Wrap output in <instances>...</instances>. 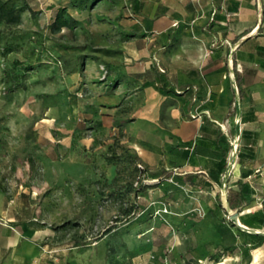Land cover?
Wrapping results in <instances>:
<instances>
[{
    "label": "rangeland",
    "instance_id": "rangeland-1",
    "mask_svg": "<svg viewBox=\"0 0 264 264\" xmlns=\"http://www.w3.org/2000/svg\"><path fill=\"white\" fill-rule=\"evenodd\" d=\"M100 1L0 18V264H264L216 188L141 157L154 135L119 87L129 36L113 15L129 0Z\"/></svg>",
    "mask_w": 264,
    "mask_h": 264
},
{
    "label": "crops",
    "instance_id": "crops-1",
    "mask_svg": "<svg viewBox=\"0 0 264 264\" xmlns=\"http://www.w3.org/2000/svg\"><path fill=\"white\" fill-rule=\"evenodd\" d=\"M116 6L129 36L119 87L139 132L154 135L153 145L139 142L141 157L160 159L176 178L200 181L208 192L216 188L208 196L224 212L245 188L238 227L249 228L254 244L264 235V0Z\"/></svg>",
    "mask_w": 264,
    "mask_h": 264
},
{
    "label": "trees",
    "instance_id": "trees-1",
    "mask_svg": "<svg viewBox=\"0 0 264 264\" xmlns=\"http://www.w3.org/2000/svg\"><path fill=\"white\" fill-rule=\"evenodd\" d=\"M29 9L30 11H33L34 8L29 4V0H0V18H5L9 21H12L16 17H18V14L25 10ZM22 74H12V86H15L17 84H22ZM238 78V85H239V92L238 94L242 96V89H241V79L240 76H237ZM246 189L242 187V189L238 192H236V199L237 202L234 203L231 200H229L230 205L232 208H241L246 204ZM232 195V194H231ZM232 221H236V218H232ZM264 240V235H260L259 241L254 243V247L259 246Z\"/></svg>",
    "mask_w": 264,
    "mask_h": 264
},
{
    "label": "water",
    "instance_id": "water-1",
    "mask_svg": "<svg viewBox=\"0 0 264 264\" xmlns=\"http://www.w3.org/2000/svg\"><path fill=\"white\" fill-rule=\"evenodd\" d=\"M225 209L228 213V215L231 217V218H237L238 216V213H239V209L237 208H232V206L230 205V202L227 200L226 203H225Z\"/></svg>",
    "mask_w": 264,
    "mask_h": 264
},
{
    "label": "built area",
    "instance_id": "built-area-1",
    "mask_svg": "<svg viewBox=\"0 0 264 264\" xmlns=\"http://www.w3.org/2000/svg\"><path fill=\"white\" fill-rule=\"evenodd\" d=\"M236 88L238 89V86L236 85Z\"/></svg>",
    "mask_w": 264,
    "mask_h": 264
}]
</instances>
